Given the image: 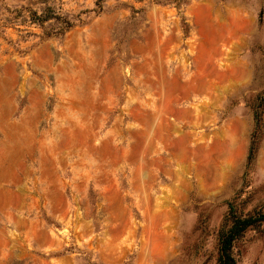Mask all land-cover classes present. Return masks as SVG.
Returning <instances> with one entry per match:
<instances>
[{
	"label": "rangeland",
	"instance_id": "obj_1",
	"mask_svg": "<svg viewBox=\"0 0 264 264\" xmlns=\"http://www.w3.org/2000/svg\"><path fill=\"white\" fill-rule=\"evenodd\" d=\"M262 216L264 0H0V264H219Z\"/></svg>",
	"mask_w": 264,
	"mask_h": 264
},
{
	"label": "trees",
	"instance_id": "obj_2",
	"mask_svg": "<svg viewBox=\"0 0 264 264\" xmlns=\"http://www.w3.org/2000/svg\"><path fill=\"white\" fill-rule=\"evenodd\" d=\"M49 11H45V13L42 16H34L36 21L38 22V26L42 29L43 34L45 37H51L54 36H64L65 33L72 27L71 24L59 17L54 15H48ZM53 19L56 21V25L54 28H52V25H49L48 28H44L43 23ZM50 28V29H49ZM53 31V32H51ZM261 220H264V216H262ZM260 218L253 219H235L232 221L230 228L224 233V235L221 238L220 242V249H219V264H235V260L232 257L231 249L233 246V242L239 238L247 229L255 225L256 221H261Z\"/></svg>",
	"mask_w": 264,
	"mask_h": 264
}]
</instances>
